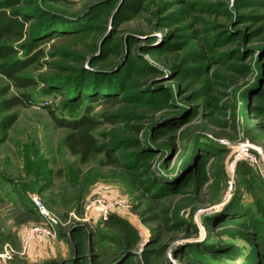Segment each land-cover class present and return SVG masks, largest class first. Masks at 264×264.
Segmentation results:
<instances>
[{
    "label": "rangeland",
    "instance_id": "374dc122",
    "mask_svg": "<svg viewBox=\"0 0 264 264\" xmlns=\"http://www.w3.org/2000/svg\"><path fill=\"white\" fill-rule=\"evenodd\" d=\"M15 7L11 61L33 62L27 86L0 73V264H264V0ZM48 24L85 34L40 44ZM53 114L97 119L111 158L82 162ZM94 199L120 203L129 237Z\"/></svg>",
    "mask_w": 264,
    "mask_h": 264
},
{
    "label": "trees",
    "instance_id": "16d2710c",
    "mask_svg": "<svg viewBox=\"0 0 264 264\" xmlns=\"http://www.w3.org/2000/svg\"><path fill=\"white\" fill-rule=\"evenodd\" d=\"M17 3L18 0H2L0 4V59L2 60L0 62V73L3 74L7 79L12 80L17 86H27L28 84H31V79L18 77L15 75V73L31 64L33 62V59H29L27 62H23L18 59H14L11 61V57L18 53L20 49H14L10 42L15 39L20 40L21 38L27 37L29 35L28 33H26V31H23L24 25L27 21L25 17H22V12H19V10L15 7ZM131 5H138V2H131ZM90 9H86V11ZM47 21L48 20L42 22V20H39L38 23L41 25H45ZM50 24L44 27L48 29L41 30L37 34V36L45 34V37L39 40L40 44H44L50 39H54L56 37L60 39L66 35L73 36L71 39L82 41L81 38L85 34V29H78L80 28L78 25H53L49 28L48 26ZM73 44L75 43L67 38L61 45H59V47H62L64 45H67V47H71V45ZM32 47L33 48L31 49L30 53H32V55L34 56H38L41 52L38 44H33ZM88 49L89 46L87 44L81 46L79 49L80 54L78 55V57L82 59ZM174 57L175 56H173L172 58ZM78 62H80L79 64L82 63L81 60H79ZM79 68H81L80 65L78 67H75L74 69L77 70ZM22 98L25 99L26 96L23 94L20 97L13 96L3 103H6V108H10L13 105L20 104L22 102ZM111 101L117 100L112 99ZM52 116L56 123H58L61 127L69 130V132L64 137V142L72 154L80 155L82 162H86L92 155L101 152H105V155L108 159L111 158L109 154L110 151H104L103 146L98 144L97 138H95L92 134V131L99 124V121L97 119L90 116H81L74 120H68L60 119L54 116V114ZM108 217L109 218L104 220L107 226L116 229L123 236L129 237V229L127 226L121 223V221L113 215H109Z\"/></svg>",
    "mask_w": 264,
    "mask_h": 264
},
{
    "label": "built area",
    "instance_id": "2783aa9c",
    "mask_svg": "<svg viewBox=\"0 0 264 264\" xmlns=\"http://www.w3.org/2000/svg\"><path fill=\"white\" fill-rule=\"evenodd\" d=\"M93 206H97L99 209L100 215L104 218V220L108 217L109 212L113 208H118L120 206V203L117 200H101V199H94L91 201L88 206H86V210H91ZM37 229V228H36ZM34 229V230H36ZM30 231H33L30 229Z\"/></svg>",
    "mask_w": 264,
    "mask_h": 264
},
{
    "label": "water",
    "instance_id": "95a60500",
    "mask_svg": "<svg viewBox=\"0 0 264 264\" xmlns=\"http://www.w3.org/2000/svg\"><path fill=\"white\" fill-rule=\"evenodd\" d=\"M93 6H94V3H92V5H90V6H88L87 9H90Z\"/></svg>",
    "mask_w": 264,
    "mask_h": 264
}]
</instances>
